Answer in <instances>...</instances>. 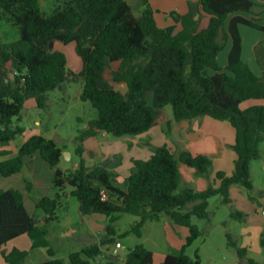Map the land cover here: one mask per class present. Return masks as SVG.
Here are the masks:
<instances>
[{"label": "trees", "instance_id": "16d2710c", "mask_svg": "<svg viewBox=\"0 0 264 264\" xmlns=\"http://www.w3.org/2000/svg\"><path fill=\"white\" fill-rule=\"evenodd\" d=\"M138 2L142 6L138 15L129 0H63L46 15L39 0H0V20L9 22L19 34L12 42L0 40V146L23 134L24 128L14 119L20 121L28 100L44 110L48 92L66 82H81L80 99L97 111V118L76 137L77 166L72 172L58 167L63 149L42 135L28 138L14 156L0 151L5 156L0 160L1 177L20 173L27 159L38 154L53 169L52 186L57 189L56 198L39 195L35 199L33 214L27 212L21 191H0V247L27 235L31 250H46L49 259L44 264H66L55 257L49 235L59 222L60 198L66 196L64 191L69 186L80 215H103L107 225L105 238L71 252L68 264L98 262L102 247L115 244L113 224L123 214L138 217L124 235L140 238L147 222H160L163 217L188 228L189 236L181 250L167 254L161 264H201L198 250L193 258L185 254L201 236L192 218L207 219L209 200L215 196L230 204L233 185L253 190L250 166L261 157L264 105L244 110L240 105L264 100V55L257 48L261 71L257 76L242 60L239 26L264 32V25L234 14L249 13L264 0H198L188 4L186 14L174 17L179 27L167 28L156 24L149 0ZM202 13L209 16V23L198 30ZM226 41L231 46L225 67H220L217 58ZM52 43H73L81 70L67 68L66 56L50 48ZM259 47L264 51L262 44ZM167 106L172 113L167 127L171 121L205 116L233 127L235 159L231 174L218 171L209 178V156L193 155L188 150L175 153L166 144L151 147L148 159H132L125 177L104 162L87 165L86 140L101 133L115 138L146 133L162 124ZM181 166L193 169L195 176L207 177V186L200 191L189 186ZM25 182L30 193L32 184ZM232 216L243 218L239 212ZM261 243L264 247V238ZM230 246L236 249L239 264H264L248 257L247 248L235 243ZM28 255V251L13 248L3 260L5 264H23ZM152 261V251L139 244L130 249L122 264Z\"/></svg>", "mask_w": 264, "mask_h": 264}, {"label": "rangeland", "instance_id": "374dc122", "mask_svg": "<svg viewBox=\"0 0 264 264\" xmlns=\"http://www.w3.org/2000/svg\"><path fill=\"white\" fill-rule=\"evenodd\" d=\"M39 1L42 11L46 15H50L63 0ZM129 2L134 14L138 15L142 10L140 2L138 0H129ZM192 2V0H153V4L151 5L150 3V6L154 11V18L158 27L167 28L173 25L179 27V24L175 23L174 17H180L188 7V4ZM260 5L262 6H255L251 12L245 14L264 24V3ZM198 21V30H202L208 25V17L200 15ZM246 30L257 32L255 29L243 25L239 26L240 34L241 31L242 34H245ZM18 37L17 30L9 22L0 20L1 42H12ZM227 42L229 41L224 43V47ZM224 47L217 58L220 67L226 64L227 52ZM54 48L66 56L67 68L74 72L81 70V60L75 52L73 43L67 45L56 44ZM81 88V82H66L61 88L48 92L46 109L39 110L35 106L24 108L26 112L21 113L20 121L16 118L14 119L15 124L24 128V133L11 142L20 146L24 142L25 137L35 132L52 139L58 147L63 149V152H67L70 155L64 156L62 154L58 167L67 173L72 172L73 166L77 162V156L74 153L77 145L76 137L79 131L86 128L90 120L97 118L96 109L89 102H83L80 99ZM171 115V107L167 106L163 113V122L151 130L152 137L147 138L145 150H148V148L151 150V147L163 144H168L175 153L185 149V132L179 124L186 121L178 122L179 124L171 121V125L167 127L166 123L171 120ZM35 122H38V124H35ZM144 142L143 138H136V136L115 138L111 135H98L97 138L89 139L84 144V158L89 166L102 162L108 166H114V170L117 168L121 177H125L126 175H123V173L128 174L129 167L132 164L130 157L134 156L128 155L132 154L131 144L136 143L137 146L143 147L142 145H145ZM230 149V153L234 154L233 148L231 147ZM111 152H114V155L111 158L104 159V155L111 154ZM260 152V159L253 161L251 166V182L253 185L251 192L239 185H233L230 188V204L223 203L220 196H215L209 200L207 219L192 218V224L197 226L201 236L186 248L185 254L187 256L193 258L194 252L198 250L201 264H239L240 260L236 249L230 246L231 243H235L238 247L248 249V257L264 263V247L261 243L262 238H264V141L260 145ZM210 158L215 166L218 163L217 157H211L210 155ZM223 159L227 163L229 161L228 154ZM47 167L53 176V169L48 165ZM34 174L36 173L34 172ZM34 174L27 167L22 174L24 176L23 185L25 189V181H29L33 187L30 193L25 192L26 199L33 208L35 199L39 195H45L50 198H56L57 195V189L52 186V180L43 179L42 185L37 186ZM186 174L183 171L186 180H190L187 184L197 190L196 181L191 176L189 178L188 174ZM20 178L19 176V184L21 183ZM70 191L71 187L67 186L64 191L66 196L60 198V208L57 212L59 222L53 227L49 235L51 247L56 254L55 257L63 260L66 264H68V255L71 252L79 251L84 246L93 244L92 238H83L89 233L90 224L95 229H101L102 236H106L107 225V219L102 215L88 218L91 219L90 224L81 218L78 210V201L74 196L70 195ZM235 212L241 213L243 218L237 219L233 217L232 214ZM137 220L138 217L133 215H121L113 224L115 244L112 243L102 247V255L97 260L98 262L93 264H105L107 262L122 264L130 249L139 244L156 254H168L170 245L166 236V226L169 219L163 217L160 222H147L142 229L140 238L134 234L124 235ZM57 233L63 234L61 242L55 240ZM117 244L121 248L118 250V254H114L115 248L119 249L116 247ZM173 253H176V251ZM29 263L28 261L25 264Z\"/></svg>", "mask_w": 264, "mask_h": 264}, {"label": "crops", "instance_id": "0c3cea01", "mask_svg": "<svg viewBox=\"0 0 264 264\" xmlns=\"http://www.w3.org/2000/svg\"><path fill=\"white\" fill-rule=\"evenodd\" d=\"M192 1L196 2L198 0H192ZM152 2H153V0H149V4L151 3V5H152L153 4ZM260 4L261 3H257L256 6H262ZM187 9H188V7L184 10V12L181 14V16L186 13ZM245 13L246 12H237L234 15H239V16H242L246 19H249L250 17H248V15H246ZM201 15H203L206 18L208 17V23H209V16L204 14V13H202ZM260 24H262V23H260ZM262 25H264V24H262ZM246 27H248V26H246ZM249 28H251V27H249ZM252 29H254V28H252ZM255 30H257V29H255ZM240 37H241V46H242L241 47L242 60L247 64V66L251 69V71L254 74H256L257 76H260L261 71H260V67H259L257 60H256L257 59L256 50H257V48H260V50H262V55H264L263 49L261 47H259L260 44H262V46L264 48V32L259 31V30H257V32L246 30L245 34H242V31H241ZM56 44H58V43H55L54 47ZM230 46H231L230 42H227L225 44L224 50H226L227 55L229 53ZM54 49H56V48H54ZM226 62H227V58H226ZM225 65L223 67H225ZM255 105H264V100H249V101L242 103L240 105V108L242 110H244L246 108H249V107L255 106ZM29 106L30 107L31 106L36 107L35 101L34 100H28L25 103L24 107L26 109ZM25 112H26V110H25ZM35 124H38V122H35ZM179 125L181 128H183V130L185 132V134H184V139H185L184 140L185 141L184 147H185V149L184 150L190 151L193 155L205 154L209 157H210V155H211V157H213V156L217 157L218 163L215 166L213 165V161H212L211 170L208 173L209 178H213L215 173L218 171H224L227 174L232 173L233 161L235 159V153L234 154L230 153L231 152L230 148L232 147V145L234 143L235 131L229 123H227L225 121L215 120V119H212L210 117L205 116V117L193 119L191 121H186V122L181 123ZM157 126H159V125H157ZM157 126H155V127H157ZM153 128H151L146 133H143L141 135L136 136V138L141 137L145 141L144 142L145 145H142L143 147L137 146L136 143H132V144L130 143L131 144L130 149H132V154H128V155H130V156L134 155V156L130 157V162L132 159H148L150 157L151 150L149 148H148V150H145L144 148H146V143L148 140L147 138L152 137L151 130ZM33 135H40V134L37 132L31 133L29 136L24 138V142ZM99 135L107 136L108 134L101 133ZM97 136L93 137V138H97ZM93 138H90V139H93ZM133 139H135V138H133ZM86 141L84 142V144L86 143ZM166 145L169 147L168 144H166ZM19 147H20L19 144L14 145V143L10 142L8 145H6L4 147L0 146V151H6V156L10 157V156H14L17 153ZM84 154H85V147H84ZM226 154H228V160H229V161H227V163L223 159V158H225ZM113 155H114V152H111V154L108 153L107 155H104V159H107L109 157L111 158ZM4 157L5 156L0 154V159L1 158L3 159ZM47 165L48 164L46 162H44L38 154L34 155L31 158H28L26 161V165L24 166L23 170L20 173L11 175L9 177H1L0 176V191H4V190H8V189H16V190L21 191L24 195V205H25L27 212L29 214H31V213L33 214L35 212V204H34V208H33L32 205L30 203H28V201L26 199V194H25L26 189H25V186L23 185L24 176H22V174H23V171L26 167L29 168L31 173H33V174H34V172L36 173V174H34L35 183L37 186H40V185H42L41 183L43 182V179L45 180L47 178V181H50L53 178V176L51 174L52 172L48 170ZM76 166H77V162L74 164L73 169H75ZM131 166H132V164H131ZM131 166L129 167V170H130ZM251 166H252V163H251ZM251 166H250V171H251ZM115 170L118 173L117 168ZM129 170H128V174H129ZM180 170H181L182 174H183V171H185L188 174V175L187 174L186 175L189 176V178L192 177L196 181V183H197L196 187H197L198 191L203 190L207 186V182H208L207 177L195 176L193 169L185 167V166H181ZM118 174H120V172ZM128 174L123 173V175H126V176ZM19 176L21 177L20 178V181H21L20 184H19ZM183 178H184L185 182L190 181V180H186L185 175H183ZM96 216H99V215H90V216H84V217L81 216V218H83L86 222L88 221V223L90 224L91 219H88V218H94ZM166 232H167V234H166L167 240H168L169 245H170V250H169L168 254L181 250L182 246L186 242L187 237L189 236L188 228L176 225L175 223H173L169 220L167 223V226H166ZM86 237H88L89 239L92 238L91 241H94L93 244L99 243V241L101 239L105 238V236H102L101 229H97V228L95 229V227L92 226L91 224L89 225V233H87V235H85V237H83V238H86ZM55 240L61 242L60 240H63V234L60 235L59 233H57ZM78 241H80V240H78ZM31 244H32L31 240L29 239V237L27 235H22L20 237H17L15 239L7 242L4 246L0 247V264H5V262L3 260V255L9 253L13 248H17L21 251H28L29 252L28 257L23 264H25L28 261L30 262L29 264H44L49 259V257L47 256L46 250L45 249L31 250ZM84 247H86V246H84ZM152 253H153L152 264H161L163 262L165 256L167 255V253L156 254L153 251H152Z\"/></svg>", "mask_w": 264, "mask_h": 264}, {"label": "water", "instance_id": "95a60500", "mask_svg": "<svg viewBox=\"0 0 264 264\" xmlns=\"http://www.w3.org/2000/svg\"><path fill=\"white\" fill-rule=\"evenodd\" d=\"M53 45H54V44L52 43V44L50 45V48H53ZM24 112H25L24 110L21 111V113H24ZM62 154H63L64 156H70L69 153H67V152H62Z\"/></svg>", "mask_w": 264, "mask_h": 264}, {"label": "built area", "instance_id": "2783aa9c", "mask_svg": "<svg viewBox=\"0 0 264 264\" xmlns=\"http://www.w3.org/2000/svg\"><path fill=\"white\" fill-rule=\"evenodd\" d=\"M116 247L119 248V249H116V248H115L114 254H118V250H120V248H121L119 244H117Z\"/></svg>", "mask_w": 264, "mask_h": 264}]
</instances>
